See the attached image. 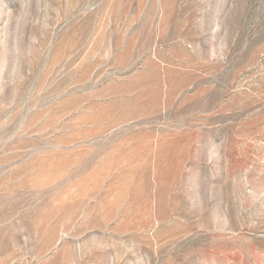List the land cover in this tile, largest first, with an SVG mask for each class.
<instances>
[{
    "label": "rangeland",
    "instance_id": "rangeland-1",
    "mask_svg": "<svg viewBox=\"0 0 264 264\" xmlns=\"http://www.w3.org/2000/svg\"><path fill=\"white\" fill-rule=\"evenodd\" d=\"M0 264H264V0H0Z\"/></svg>",
    "mask_w": 264,
    "mask_h": 264
}]
</instances>
